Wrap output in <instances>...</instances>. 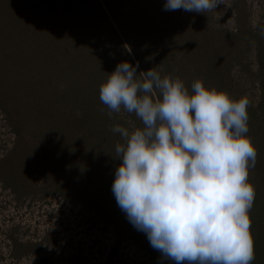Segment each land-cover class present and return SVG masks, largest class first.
<instances>
[{
  "label": "rangeland",
  "instance_id": "rangeland-1",
  "mask_svg": "<svg viewBox=\"0 0 264 264\" xmlns=\"http://www.w3.org/2000/svg\"><path fill=\"white\" fill-rule=\"evenodd\" d=\"M165 2L0 0V264H174L119 207V227L102 213L125 142L113 129L143 128L100 100L125 61L137 79L155 68L190 94L199 80L250 101L252 264H264V0L205 13Z\"/></svg>",
  "mask_w": 264,
  "mask_h": 264
},
{
  "label": "clouds",
  "instance_id": "clouds-1",
  "mask_svg": "<svg viewBox=\"0 0 264 264\" xmlns=\"http://www.w3.org/2000/svg\"><path fill=\"white\" fill-rule=\"evenodd\" d=\"M223 0H166L165 11L205 13ZM139 62H121L100 87L111 111L134 113L143 128L117 125L123 144L112 193L130 224L174 264H252L248 182L257 150L246 97L161 77L155 68L137 79Z\"/></svg>",
  "mask_w": 264,
  "mask_h": 264
},
{
  "label": "trees",
  "instance_id": "trees-1",
  "mask_svg": "<svg viewBox=\"0 0 264 264\" xmlns=\"http://www.w3.org/2000/svg\"><path fill=\"white\" fill-rule=\"evenodd\" d=\"M108 188H109V190H110V192H111V189H112V186L111 185H109L108 184ZM115 200V197L113 196L112 198H108V199H106V202H105V204H109V206H110V210H105V212H104V210L102 211V213L104 214V216H107L106 217V219L113 225V226H118L119 227V225H122L123 223H121V222H115V220L112 218V216H114V214H113V212H114V210H117V208H118V205L116 204V202L114 201ZM115 202V203H114ZM104 204V205H105ZM114 204V205H113ZM112 206H113V208H112ZM111 214L110 216H109V214ZM131 225H129V227H130ZM123 230H125L124 228H122Z\"/></svg>",
  "mask_w": 264,
  "mask_h": 264
}]
</instances>
